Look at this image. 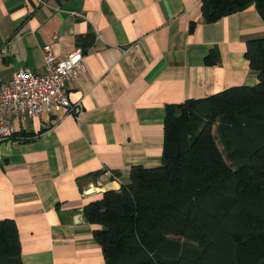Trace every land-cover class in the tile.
<instances>
[{
    "label": "crops",
    "instance_id": "0c3cea01",
    "mask_svg": "<svg viewBox=\"0 0 264 264\" xmlns=\"http://www.w3.org/2000/svg\"><path fill=\"white\" fill-rule=\"evenodd\" d=\"M44 2L0 0V83L43 73L48 45L62 57L81 49L87 72L68 89L82 110L0 139V220L16 222L23 264H105L84 208L129 183L133 166L162 164L169 105L259 82L245 53L264 20L254 4L206 24L202 0Z\"/></svg>",
    "mask_w": 264,
    "mask_h": 264
},
{
    "label": "trees",
    "instance_id": "16d2710c",
    "mask_svg": "<svg viewBox=\"0 0 264 264\" xmlns=\"http://www.w3.org/2000/svg\"><path fill=\"white\" fill-rule=\"evenodd\" d=\"M252 4L264 20V0H202L203 21ZM245 57L256 85L169 105L162 164L133 166L129 183L84 208L105 264H264V37ZM21 255L16 222L0 220V264Z\"/></svg>",
    "mask_w": 264,
    "mask_h": 264
},
{
    "label": "built area",
    "instance_id": "2783aa9c",
    "mask_svg": "<svg viewBox=\"0 0 264 264\" xmlns=\"http://www.w3.org/2000/svg\"><path fill=\"white\" fill-rule=\"evenodd\" d=\"M40 3L45 2L40 0ZM70 15L83 17L76 12ZM86 72L81 49L62 57L56 55L51 46H46L43 73L21 68L10 82L0 83V139L13 137L16 124L25 120L44 119L54 111L80 114L82 104L71 102L68 84ZM104 176L116 177L110 170H104ZM97 183L102 185L100 180Z\"/></svg>",
    "mask_w": 264,
    "mask_h": 264
}]
</instances>
